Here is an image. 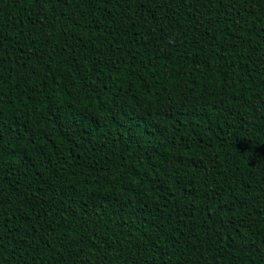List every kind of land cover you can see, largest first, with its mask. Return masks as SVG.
I'll return each mask as SVG.
<instances>
[{
    "label": "trees",
    "instance_id": "trees-1",
    "mask_svg": "<svg viewBox=\"0 0 264 264\" xmlns=\"http://www.w3.org/2000/svg\"><path fill=\"white\" fill-rule=\"evenodd\" d=\"M0 264H264V0H0Z\"/></svg>",
    "mask_w": 264,
    "mask_h": 264
}]
</instances>
